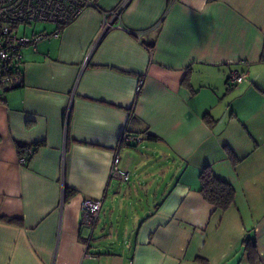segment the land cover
Returning <instances> with one entry per match:
<instances>
[{"label":"crops","instance_id":"obj_1","mask_svg":"<svg viewBox=\"0 0 264 264\" xmlns=\"http://www.w3.org/2000/svg\"><path fill=\"white\" fill-rule=\"evenodd\" d=\"M96 2L22 32L47 36L0 84V264H252L245 239L264 264V0ZM205 166L235 190L224 211Z\"/></svg>","mask_w":264,"mask_h":264},{"label":"built area","instance_id":"obj_2","mask_svg":"<svg viewBox=\"0 0 264 264\" xmlns=\"http://www.w3.org/2000/svg\"><path fill=\"white\" fill-rule=\"evenodd\" d=\"M97 0H0V84L4 88H11L21 81L20 61L21 47L26 44H34L45 38L47 34L36 33L26 36L19 33L21 24L34 22L54 23L59 27L74 21L86 8L97 7ZM126 2L121 3L113 11L114 16H119ZM113 25L106 19L99 31L100 38ZM120 26V25H119ZM57 34V31L54 32ZM247 77L243 71L231 70L229 80L234 85H239ZM126 140L139 141L141 136L123 135ZM33 151L32 146L27 145L23 154L19 155V163L26 164L27 156ZM111 177L122 181L128 180V173L118 168L117 155L113 158L110 171ZM102 206L101 199H87L82 203V216L85 224L92 227L99 218Z\"/></svg>","mask_w":264,"mask_h":264},{"label":"trees","instance_id":"obj_3","mask_svg":"<svg viewBox=\"0 0 264 264\" xmlns=\"http://www.w3.org/2000/svg\"><path fill=\"white\" fill-rule=\"evenodd\" d=\"M149 138L155 139V136L150 135ZM38 145V144H37ZM35 148L33 149L32 153L27 156V160L30 156L35 153L37 146L34 145ZM26 147L25 144H17L18 152L23 154V150ZM230 158L234 162L236 159L233 155H230ZM199 181H200V188L199 192L201 193L202 197L212 204L216 209L226 210L228 209L231 204L234 202L235 199V190L233 186L228 183L227 181L219 178L215 175L212 169L209 166H205L202 168L199 174ZM72 191L68 188L65 190V198L71 195ZM245 246H247L249 257L251 259L252 264H256L257 262V250L255 245L252 243V240L245 239L244 242Z\"/></svg>","mask_w":264,"mask_h":264},{"label":"rangeland","instance_id":"obj_4","mask_svg":"<svg viewBox=\"0 0 264 264\" xmlns=\"http://www.w3.org/2000/svg\"><path fill=\"white\" fill-rule=\"evenodd\" d=\"M46 26H48L47 24H41V23H30V24H21V25H19V27H18V31H19V33H21V34H23V33H25V32H29V31H31V29H33V28H36V27H46ZM23 32V33H22ZM142 151H144V150H142ZM142 153V152H141ZM144 154L145 153H148V149L147 150H145L144 152H143ZM120 167V169H121V166H119ZM122 170V169H121ZM123 171H125V170H123ZM105 205H107V203L105 204ZM105 208V207H104Z\"/></svg>","mask_w":264,"mask_h":264}]
</instances>
